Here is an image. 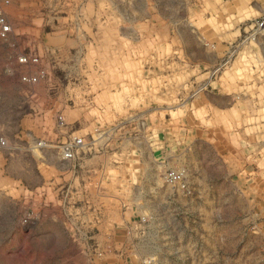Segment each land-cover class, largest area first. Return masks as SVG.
Instances as JSON below:
<instances>
[{"label":"rangeland","instance_id":"374dc122","mask_svg":"<svg viewBox=\"0 0 264 264\" xmlns=\"http://www.w3.org/2000/svg\"><path fill=\"white\" fill-rule=\"evenodd\" d=\"M7 12L0 132H20L22 116L32 131L45 103L76 112L96 94L90 132L141 137L138 161L152 160L150 145L167 149L161 191L151 187L150 206L127 228L128 248L110 251L118 264H264V0H9ZM24 53L39 62L21 63ZM40 69L50 84L34 91L23 76ZM56 112L59 128H81L80 116ZM0 137L9 142L0 151L11 150L15 137ZM88 245L67 250L68 262L109 264L108 251Z\"/></svg>","mask_w":264,"mask_h":264},{"label":"crops","instance_id":"0c3cea01","mask_svg":"<svg viewBox=\"0 0 264 264\" xmlns=\"http://www.w3.org/2000/svg\"><path fill=\"white\" fill-rule=\"evenodd\" d=\"M64 40L61 35L56 37V42ZM43 84L50 82H39L32 90ZM98 99L96 94L87 97L76 112L67 110L65 100L57 107L45 103L29 120L34 130L24 128L28 117L19 114L20 132H0L15 137L11 150L0 151V177L7 185L0 188V264H70L67 250H88L89 242L108 251L109 264H118L121 257L110 251L131 243L127 228H134L133 218L147 211L152 188L161 191L159 174L167 149L149 144L152 160L138 161L135 144L141 145V137L127 132H90L92 121L100 118V112L91 116V106ZM53 111L73 122L80 116L81 128L69 132L73 128L69 121L59 128ZM74 136L84 138L85 145L75 158L66 159L60 145ZM42 140L45 145L37 149L36 142ZM28 200L33 226L24 231L22 209ZM62 252L64 256L59 255Z\"/></svg>","mask_w":264,"mask_h":264},{"label":"built area","instance_id":"2783aa9c","mask_svg":"<svg viewBox=\"0 0 264 264\" xmlns=\"http://www.w3.org/2000/svg\"><path fill=\"white\" fill-rule=\"evenodd\" d=\"M9 0H0V40L2 42H8L13 33V25L9 20L7 5ZM20 62L25 65H36L39 62L37 56H32L31 54L24 53L19 58ZM46 75L44 69H40L37 72L29 73L23 76V81L29 84H36L39 82L41 77ZM1 103V100H0ZM85 145L82 138H68L67 141L60 145L61 154L66 159H73L76 157L78 150ZM9 147V142L5 137H0V148L7 149ZM168 179L171 182L181 183L184 180L183 172H171L169 173ZM145 264H158L154 257L149 258L145 261Z\"/></svg>","mask_w":264,"mask_h":264}]
</instances>
